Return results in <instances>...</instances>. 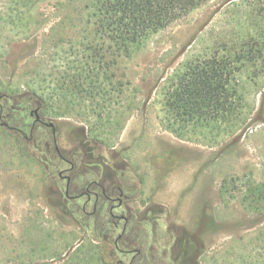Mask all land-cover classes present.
I'll return each instance as SVG.
<instances>
[{"label": "rangeland", "instance_id": "1", "mask_svg": "<svg viewBox=\"0 0 264 264\" xmlns=\"http://www.w3.org/2000/svg\"><path fill=\"white\" fill-rule=\"evenodd\" d=\"M84 1L0 0V264H264V50L235 73L232 112L193 126L163 109L188 63L234 57L244 31H258L250 5L208 0L116 65L105 53L117 84L110 92L104 74L90 80L103 89L98 103L112 98L101 110L79 78L89 57L80 30L91 29ZM13 70L17 93L1 89ZM35 109L76 167L86 153L71 193L95 172L114 193L126 162L111 158L122 149L142 177L129 180L117 246L112 202L91 214L93 202L83 211V199L64 198V164L48 153L51 129L33 125Z\"/></svg>", "mask_w": 264, "mask_h": 264}, {"label": "trees", "instance_id": "2", "mask_svg": "<svg viewBox=\"0 0 264 264\" xmlns=\"http://www.w3.org/2000/svg\"><path fill=\"white\" fill-rule=\"evenodd\" d=\"M206 1L208 0L84 1V8L89 10L87 24L91 29L80 30L87 33L82 44L89 57L80 68L79 78L86 84L94 76L99 79L98 75L102 73L105 75L106 85L110 86L108 91L112 92L117 83L113 81L114 75L108 73L110 65L103 60L105 53L113 54L115 59H112L111 64L116 65L119 58L128 57L132 49L140 46L150 35L182 19ZM246 1L261 27L256 32L249 29L244 31L240 50L234 57L215 52L201 61L188 63L176 75L163 94V109L173 123L206 126L235 109L236 100L238 101L233 84L235 73L240 70L246 56L264 50V0ZM254 24L257 26L255 21ZM14 76L15 70L11 71L1 89L17 93V86H13ZM88 86L92 102L100 95L103 96L102 88L97 89L91 81ZM63 91V95L67 94V91ZM103 93L106 94L107 89ZM103 101L102 104L95 102L101 110L112 98H103ZM96 117L98 122L103 121L100 112L96 113Z\"/></svg>", "mask_w": 264, "mask_h": 264}, {"label": "flooded vegetation", "instance_id": "3", "mask_svg": "<svg viewBox=\"0 0 264 264\" xmlns=\"http://www.w3.org/2000/svg\"><path fill=\"white\" fill-rule=\"evenodd\" d=\"M1 113V108H0ZM35 118L33 120V125H45L48 126L52 131V137H53V144L52 149H48V153L56 155V158L64 164L61 170L58 172L59 178L64 182V192L63 196L67 201L71 200H84V205L82 207L83 211L86 209V205L90 202H93V210L90 212L91 214L94 213L97 210L98 205L103 201H109L112 202V205L110 207V213L114 218L119 219V221H122V229L120 234L117 236V239L115 240V246H117L118 241L123 237V234L125 232L128 217L125 213V208L127 205V201L129 199V196L127 194V189L129 188V180L135 178H142L139 176V174H136L135 171L130 166L128 160L126 157H123V151H119V154L116 153L112 156L111 160L113 163L118 162L121 163V160L126 162L124 170L120 173V175H115V177L118 179H115V183H111L114 193H108L104 183L102 182V173H93L92 175H95V177H89L85 189L78 191L76 193H71V186H73V181L75 180V175L78 179H81L84 177V173L81 171V164L84 162V159H86V153L81 154L80 157V165L76 167L74 161L69 155L68 151H63L60 149V147L56 144L55 140V133H56V126L54 123H45V121L41 118L39 114V110H34ZM4 126H8V123H3ZM84 165V164H83ZM76 173H75V172ZM97 176V177H96ZM100 177V178H99ZM142 183V180H139ZM95 187V189L93 188ZM112 190V191H113ZM140 195V193H139ZM89 213V214H90ZM88 214V215H89Z\"/></svg>", "mask_w": 264, "mask_h": 264}]
</instances>
